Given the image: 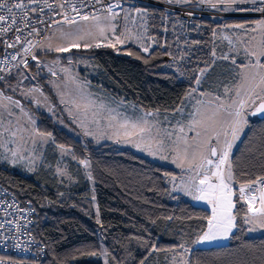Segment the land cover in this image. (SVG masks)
Instances as JSON below:
<instances>
[{"label":"trees","instance_id":"16d2710c","mask_svg":"<svg viewBox=\"0 0 264 264\" xmlns=\"http://www.w3.org/2000/svg\"><path fill=\"white\" fill-rule=\"evenodd\" d=\"M162 13L151 10L147 17V34L156 41L149 55L142 54L136 45L118 51L104 46L74 50L99 68L95 75L88 76L92 91H106L114 99L133 103L143 111L158 110L163 116L173 115L183 106L188 93L196 88L195 78L201 69H210L201 82L202 93L220 92L225 85H232L233 80H227L234 76L235 68L231 60L218 58L223 56L226 45L215 46L213 31L220 33L225 25L250 24L259 18H203L199 20L203 28L191 29L185 40L181 27L173 23H169L164 34ZM37 58L54 60L52 56L40 59L38 54ZM171 58L177 62H171ZM39 67L33 63L26 70L57 107L46 78L37 73L38 69L43 70ZM213 77L216 81L224 77V81L214 85ZM18 85L16 72L2 85V91L22 101V106L36 119V128L52 134L53 145H64L76 157L68 169L70 180L59 179L44 166L26 177L0 164V185L20 200L30 201L36 211L34 234L47 250L43 264H104L99 254L104 250L108 253L107 264H169L172 253L152 251L151 246L172 248L181 243L190 249L185 257L192 264H264V234L249 235L242 223L247 211L243 202L236 206L240 209V226L234 229L226 245L196 247L194 241L205 229L211 213L171 191V177L165 174L181 178L184 171L153 161L131 148L77 139L49 114L25 101ZM247 119L246 130L231 153L238 179L235 188L264 175V118L249 115ZM66 124L79 132L67 120ZM82 159L88 160L90 167H83L79 163ZM56 162L54 158L46 160L53 167ZM91 252L98 255L87 254Z\"/></svg>","mask_w":264,"mask_h":264},{"label":"snow or ice","instance_id":"6c2138e0","mask_svg":"<svg viewBox=\"0 0 264 264\" xmlns=\"http://www.w3.org/2000/svg\"><path fill=\"white\" fill-rule=\"evenodd\" d=\"M38 2L39 0H27V2L25 0H15V2L13 0H0V33H6L16 26L17 19H21L24 28H31L28 33L29 36L33 33L39 35V29L29 24L28 18L29 11H37L35 8L30 9L29 4ZM168 2L181 4L190 3L191 0H168ZM198 2L208 4L212 9L226 12L239 10L264 13V0H198ZM45 3L47 4V0ZM249 3L260 6L239 9L232 7V5ZM66 5L74 15L64 12L62 13V20H53L51 24H64L70 27L66 30L58 29L59 35L53 33L52 36L44 37L42 41H38L36 44L25 37L24 42L28 45L23 49L25 55H30L33 60H37L33 49L45 47L48 51L57 53H68L73 48H80L81 46L84 48L115 47L117 44H123L129 40H142L143 32L138 30H146L147 17L149 16L146 8L122 7L120 0H112L108 4H104V0H79L78 4L75 0H65L58 7L64 9ZM89 5H92L94 10L83 11ZM95 5H101V7L95 8ZM220 5H224V7L219 9L218 6ZM47 6L52 7L51 4ZM121 12L123 13L122 26L117 23L121 18ZM118 27L122 30L117 35ZM224 27L240 30L231 36H224L223 39L228 41L236 53L243 52L242 61L237 63L235 56L230 57L227 54L218 57L223 60H231V63L235 65L234 83L231 86H224L223 97L217 95L208 101L197 100L198 107H195V111L188 114L191 119L186 126L177 122V126L169 130L163 126L164 122L158 119V110L157 112L140 110V114L133 119L119 110L124 104L123 101L112 107L88 91L87 82L77 83L74 77H69V80L75 84V87L68 89L66 82L64 85L66 91L60 92L61 103L65 104L66 107L70 106L68 107L69 115L73 117L74 122H78L80 127L85 129V135L95 136V133L89 130V125H95L99 128L101 121H104L106 127L113 130V135L108 138H115L118 143L132 144L153 156L159 155L162 160L169 159L170 153L172 163L189 173L187 179L181 180L180 184H176V176L171 173L165 175L171 177L170 182L173 184V191L182 192L191 197L193 201L211 205V215L207 217L205 229L194 241L196 244L228 239L234 235L233 230L240 226L237 223L240 209L236 207L240 202L247 206V211L242 216V223L250 226L248 231L264 229V175L246 183H239L238 188H234L238 179L234 172V161L231 157L235 142L240 138L248 124V116L260 115L264 117V17L250 24H229ZM15 31L22 32L23 28L15 27ZM213 35H215V30ZM98 40L108 41V43L103 45L99 42L92 43V41ZM113 40L115 43L112 42ZM20 41L21 37L17 35L16 42L9 44L8 47H15L16 43ZM55 41H59V43ZM81 41L84 42L83 45H81ZM141 48L144 52L149 51V48L144 47L143 44H141ZM128 54L132 55L133 53L129 52ZM212 55L216 57V52L213 51ZM16 58L15 55L12 56L13 60ZM58 62L59 59L53 61V64ZM145 62L147 63V60ZM20 63L25 68L28 67L27 59L21 60ZM64 71L67 72V69ZM206 71L207 67L200 70V75L195 78L197 85L201 83L200 76H203ZM49 72L52 76H57L56 71L51 66H49ZM0 79L3 77L0 76ZM56 86L57 88L60 87L59 84ZM38 92L43 95L39 87L29 89L25 95ZM195 92L197 89L193 88L186 99L191 98ZM200 95L211 94L200 93ZM66 96L67 99H65ZM36 102L39 105L40 102L38 100ZM13 107L19 108L22 113L24 112L20 101L13 100L11 96H5L3 92H0V148L5 153H10L11 159L7 155L0 158L13 165L28 159L29 163L34 165L35 156L25 157L19 148H10L8 145L17 143V137L23 141L24 132H29V139L34 146L38 142L41 145L49 141L55 142L54 138L51 133L39 131L35 127H32L31 130L25 128L18 119L14 122ZM49 111H52L51 107ZM176 111L183 112L184 108H178ZM28 123L34 125L35 121L29 117ZM185 127H187V131L194 132L195 135L189 138ZM58 147L62 154H71L73 159H76L75 154L71 153L69 148L64 145H58ZM79 163L85 168L90 167V163L86 159L80 160ZM28 170L34 171L35 169L29 167ZM60 174L65 173L61 171ZM88 178L92 179L91 173H88ZM168 219L171 220L172 217H168ZM99 222L98 219L97 223ZM2 227L3 225L0 224V228ZM151 250L156 252L170 251L172 253L170 264H192L190 259L185 258V254L190 252V249L186 248L183 243L172 248H157L152 245ZM87 254L98 255L96 252ZM99 254L108 255L106 250ZM0 264H9V262L0 257Z\"/></svg>","mask_w":264,"mask_h":264},{"label":"rangeland","instance_id":"374dc122","mask_svg":"<svg viewBox=\"0 0 264 264\" xmlns=\"http://www.w3.org/2000/svg\"><path fill=\"white\" fill-rule=\"evenodd\" d=\"M197 3H199V2H197ZM191 4H196V3H191ZM256 6L257 5H252L251 3L243 4V5H232L233 8H238V9L239 8H252V7H256ZM218 7H219V9H222L224 7V5H220ZM127 8H129V7H127ZM214 10L220 11L218 9H214ZM227 12H230V13H238L239 12L241 14H245L244 18L249 17V18L261 19L262 17H264V15H261L262 13L256 12V11H239V10H237V11H227ZM120 17L121 18L117 21V23H118V25L122 26L123 25V19H122L123 13L122 12L120 13ZM212 18L213 19H222L223 17L222 16H212ZM69 27L70 26L64 25V24H60V25L55 24L52 31L48 35V37L52 36L53 33H56L57 35H59V33L57 31L58 29L62 28V29L66 30ZM121 30L122 29L120 27H118L117 35L119 34V32ZM138 31L143 32L142 42L146 45L144 47H148L149 51H151V48H152L153 44L155 46L156 41L154 39L151 40L150 37L148 36L147 26H146V30L139 29ZM239 31L240 30H238V29L223 28L220 31V33L217 32L214 36L215 46L218 47L219 44L226 45V48L224 50L225 52L223 55L227 54L230 57L235 56L237 62L240 61V59H243V52L236 53L235 51H233L232 46L229 45L228 41L224 40L223 37L224 36H231L232 34L237 33ZM177 34H179V33H177ZM55 42L59 43V41H55ZM97 42L101 43L102 45L105 43H108V41H104V40L92 41L93 44H95ZM112 42L115 43L114 40ZM139 42H141V41L129 40L123 44H117L115 47H109V48L114 49L115 51H118L120 48H124L128 45H136L140 48V51L142 54L149 55V51L144 52L142 50L141 44ZM83 43L84 42L81 41V45H83ZM90 48H93V47H90ZM90 48H84L83 46H81L80 48H73L71 50V52H68V53H57L55 51H48L46 47L45 48H38L36 50L35 54H36V56L38 54L40 59H46L47 56H52L54 59L52 61L39 60V61H36V64H37V66H40L39 68L43 69L42 71L38 69L37 73L40 76H43L46 78V82L51 87L52 92L55 95L56 102H57L58 106L56 107L51 103L49 97L47 95H45L42 88L36 84L34 75L31 72H28L26 69H24L22 71H20V70L16 71V72H19V85H18V87L20 89L19 91H20L21 97L25 101L32 103L34 106H36L41 111H44L47 114H49L51 117H53L57 121V123L61 127H63L68 133L74 135L77 139H80V140H83V139L89 140L90 139L97 144L109 142V143L115 144L118 147L131 148V149L134 148L133 150L136 151V153L143 154V155L149 157L150 159H152L153 161L161 163L165 166H168V165L173 166V167H175L174 169L179 170V171H184V170L178 168L174 163H172L170 153H169V159L162 160V159H160L159 155L153 156V155L149 154V152L142 151L140 149H138V151H137V150H135L137 148L134 147L132 144L123 143V142L118 143V142H116L115 138H112V139L108 138L109 136L113 135V130L107 128L106 122H104V121H101V126L99 128H97L95 125H89V130L94 132L95 136L85 135L84 134L85 129L81 128L80 124L78 122H74L73 117L70 116L69 112H68V107H70V106L66 107L65 104L61 103V96H60L61 91H66V89L64 88V85L66 82L68 83V89L75 87V84L71 83V81L69 80V77H74L76 79L77 83L87 82L88 91L93 93L96 97L103 99L106 103H108L112 107H115L117 104H119L121 101H123V100H118V99L112 98L110 96V94L106 91H101L97 88L94 91L91 90L90 84L88 82V76L95 75L98 72L99 68L97 65H95V63L92 60L78 54L77 52H74V50H87ZM57 59H59V62L56 64H53V61H56ZM171 62H177V60L171 58ZM49 66L54 68V70L57 73V76L51 75V73L49 72ZM233 67L235 68V65H233ZM64 69H67V72H65ZM209 70L210 69H207L205 74L203 76H200L201 82L203 81V79L205 78V76L207 75ZM235 71H236V68H235ZM16 72H14V73H16ZM14 73H12L11 75H13ZM25 77H27V78L25 79ZM231 80H233V77H231L230 79L228 78L227 81L230 82ZM212 81H213L214 85L218 86L220 81L221 82L224 81V77H221V79L219 81H216L215 77H213L211 79V82ZM211 82H210V84H211ZM28 83H29V85H27ZM233 83H234V81H232V83H230V84H233ZM57 84L60 85L59 88H57V86H56ZM2 85L0 86V92H3L2 91L3 90ZM34 87H39L41 89L43 95H41V93H39V92L30 94V95H25V93H27L29 89H32ZM200 87H201V83L199 85H196L197 92L193 93L191 98L185 99V102L182 106L184 108L183 112H176L173 115H163V116H161L158 113V119L160 121L164 122V124H163L164 127L168 128L169 130H172L175 126H177V122H180V124L186 126L188 124L189 120L191 119V116H189L188 114L195 111V107H198V105L196 104L197 100L208 101L210 99H214V97L217 95H219L221 97L224 96V92H223L224 88L220 92H217L215 90L211 95H200V93H202L200 91ZM104 94H106V95H104ZM205 94H208V93H205ZM45 97H47V100H45ZM65 99H67V96L65 97ZM13 100H18V99L13 98ZM37 100L40 102L39 105L36 102ZM18 101H20V100H18ZM114 101H117V103ZM123 102H124V104L119 110L124 112L125 115L134 119L136 116H138L140 114V109H138V107L136 105H134L133 103L125 102V101H123ZM4 103H7V101H4ZM20 104L22 105V101H20ZM133 106H135V107H133ZM50 107L52 108V111H49ZM23 108H24V112L22 113L19 108L13 107L12 110L15 113V116L13 117V121L15 122V120L18 119L20 121V123L25 128H27L29 130H31L32 127L36 128V126H37L36 119L31 115V113L25 107H23ZM29 117H31L35 121L34 125L28 123ZM150 119H151V117H150ZM66 120L68 122H70L71 124H73L74 126H76L79 129V132H76L75 130L67 127L66 126L67 125ZM171 121H175L176 124H171L172 123ZM244 130H246V126H245ZM244 130L241 133L240 138L235 142V144L232 148V151L236 147L238 142L241 140V138L245 132ZM185 131H186L187 136L189 138H191L193 135H195L194 132L187 131V127H185ZM102 133H103V135H102ZM23 136H24L23 141L19 140V137H17L16 139L18 142L15 144H9L8 147L19 148L25 157L35 156L36 157L35 164L32 165L29 163L28 159H25L23 161H20L16 165H13V164L9 163L7 160L0 158L1 166L5 167V168H11V169L15 170L18 173H21L22 175H24L26 177H30L35 172H38L40 170L41 166H44V167H46V169L48 171L54 172L55 175H57L59 177V179H67V180L71 179L70 175L68 174V169H69L70 164L75 160V159H73L71 154H67V153L62 154L59 147L53 145L52 141H49L48 143H45L43 145H41L38 142L34 146L32 144L31 139H29V132H24ZM33 149H35V150L33 151ZM4 155H7L9 157V159H11V154L5 153L4 150L2 148H0V157H2ZM52 158H54L55 161H57L54 167L52 166L51 163L50 164L46 163V160L49 161ZM29 167H34L35 170L29 171L28 170ZM83 167H84V165H83ZM173 167H171V168H173ZM58 170H60V171H58ZM61 171L64 172L65 174L61 175L60 174ZM188 175H189V173L187 171H184L183 175H182L183 177L177 178L176 184H180L181 180H186ZM169 186H170V189L173 193L181 194L184 197H189V196L184 195L182 192L173 191L172 190L173 184L171 182H169ZM246 226H247V228L250 227L249 225H246ZM233 232H234V230H233ZM248 233L250 236H253V237L260 236V235L264 234V229H257L255 231H251V232L248 231ZM227 241H228V239H221V240H217V241H214L211 243H206V244L212 245L215 243L217 245H222V244L227 243ZM102 248H103V243H102ZM101 258H102L104 264H106V257L104 255H102Z\"/></svg>","mask_w":264,"mask_h":264},{"label":"built area","instance_id":"2783aa9c","mask_svg":"<svg viewBox=\"0 0 264 264\" xmlns=\"http://www.w3.org/2000/svg\"><path fill=\"white\" fill-rule=\"evenodd\" d=\"M64 2L65 0H47L46 4L45 0H39L38 3L29 4L30 9H37L36 12H28L29 24L39 29V35L33 33L29 36L28 33L31 28H24L21 19H17L15 27L23 28L22 32H16L15 27H13L6 33H0V69H2L0 76L3 77V79H0V86L12 73L27 69L31 64L39 61L38 58L33 60L30 55H25L23 52V49L28 47L24 42L25 37L31 40L33 44H36L38 41H42L44 37H48L55 25L51 24V22L53 20H62V13L68 12L69 15H74L67 5L64 9L58 7L59 4ZM75 2L78 4L79 0H75ZM109 2H112V0H104V4ZM120 3L122 7L146 8L149 14L151 10L162 11L164 34L168 32L169 23H173L175 26L181 27L183 30L182 36L185 40L190 37L191 29H201L203 27L199 21L203 18H212V16H222L223 18L245 17V14L239 12L217 11L209 7L208 4L200 3L173 4L169 3L168 0H120ZM48 4H51L52 7L49 8ZM100 7L101 5H95V8ZM93 10L92 5L83 9L85 12ZM58 13L60 14L58 15ZM261 15H264V13ZM17 35L21 37V41L16 43L15 47H8L9 44L16 42ZM37 49L34 48L33 52L35 53ZM13 55L17 57L16 60L12 59ZM23 59L28 61L27 68L20 63ZM35 216L36 211L30 201L20 200L12 191L0 185V224L3 225L0 228V257H3L9 264L44 263L47 250L45 244L35 237ZM16 245H19V247H16Z\"/></svg>","mask_w":264,"mask_h":264},{"label":"crops","instance_id":"0c3cea01","mask_svg":"<svg viewBox=\"0 0 264 264\" xmlns=\"http://www.w3.org/2000/svg\"><path fill=\"white\" fill-rule=\"evenodd\" d=\"M141 42H139L140 44H143V46H146L143 42H142V40H140ZM208 73H209V71H208ZM208 73H207V75H208ZM224 92V91H223ZM104 93V92H103ZM209 94V93H208ZM104 95H106V94H104ZM112 97V96H111ZM114 102H116L117 103V101H114ZM172 123L171 124H176L175 123V121H171ZM134 149V148H133ZM135 150H137L138 151V148L137 149H135ZM140 154V153H139ZM140 155H142V156H145V155H143V154H140ZM145 157H147V156H145ZM169 166V165H168ZM169 167H173V166H169ZM173 168H175V167H173ZM257 195H259L258 193H257ZM183 196V195H182ZM186 199H188L190 202H192V204L194 205V206H196V207H201V208H204V209H207L210 213H211V205H208V204H206L205 202H196V201H193L192 199H191V197H185ZM228 243V242H227ZM226 243V244H227ZM226 244H224V245H226ZM215 246H217V244H212V245H208V244H206V243H203V244H197L196 245V247H204V248H207V247H215ZM106 262H107V259H106ZM169 264H170V262H169Z\"/></svg>","mask_w":264,"mask_h":264},{"label":"water","instance_id":"95a60500","mask_svg":"<svg viewBox=\"0 0 264 264\" xmlns=\"http://www.w3.org/2000/svg\"><path fill=\"white\" fill-rule=\"evenodd\" d=\"M252 116V115H251ZM252 117H257L258 119H263L264 117L260 116V115H256V116H252Z\"/></svg>","mask_w":264,"mask_h":264},{"label":"bare ground","instance_id":"6f19581e","mask_svg":"<svg viewBox=\"0 0 264 264\" xmlns=\"http://www.w3.org/2000/svg\"><path fill=\"white\" fill-rule=\"evenodd\" d=\"M203 28V27H202Z\"/></svg>","mask_w":264,"mask_h":264}]
</instances>
